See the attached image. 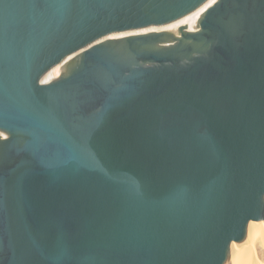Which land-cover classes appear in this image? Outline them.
<instances>
[{"label": "water", "instance_id": "obj_1", "mask_svg": "<svg viewBox=\"0 0 264 264\" xmlns=\"http://www.w3.org/2000/svg\"><path fill=\"white\" fill-rule=\"evenodd\" d=\"M0 136V264H223L264 221V0H0Z\"/></svg>", "mask_w": 264, "mask_h": 264}, {"label": "bare ground", "instance_id": "obj_2", "mask_svg": "<svg viewBox=\"0 0 264 264\" xmlns=\"http://www.w3.org/2000/svg\"><path fill=\"white\" fill-rule=\"evenodd\" d=\"M128 35H133L131 29L113 30L97 38L94 42L102 38H119ZM63 59L50 68V77L56 79L66 71L60 67ZM229 257L234 264H264V221L259 224L250 222L246 224L244 239L241 242L229 244Z\"/></svg>", "mask_w": 264, "mask_h": 264}, {"label": "rangeland", "instance_id": "obj_3", "mask_svg": "<svg viewBox=\"0 0 264 264\" xmlns=\"http://www.w3.org/2000/svg\"><path fill=\"white\" fill-rule=\"evenodd\" d=\"M243 239H244V238H243ZM243 239H242V240H243ZM242 240H241V241H242ZM241 241H240V242H241ZM223 264H234V263L230 260L229 252H228V255H227V257H226V259H225V261H224Z\"/></svg>", "mask_w": 264, "mask_h": 264}, {"label": "flooded vegetation", "instance_id": "obj_4", "mask_svg": "<svg viewBox=\"0 0 264 264\" xmlns=\"http://www.w3.org/2000/svg\"><path fill=\"white\" fill-rule=\"evenodd\" d=\"M108 39H110V38H108ZM132 56L135 57V55H133V54H132ZM72 59H73V58H72ZM65 70H66V69H65ZM0 138H5V137H1V136H0ZM0 256H1V254H0Z\"/></svg>", "mask_w": 264, "mask_h": 264}]
</instances>
